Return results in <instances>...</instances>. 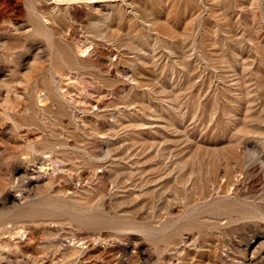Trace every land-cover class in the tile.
<instances>
[{"label": "rangeland", "instance_id": "obj_1", "mask_svg": "<svg viewBox=\"0 0 264 264\" xmlns=\"http://www.w3.org/2000/svg\"><path fill=\"white\" fill-rule=\"evenodd\" d=\"M209 260L264 264V0H0V264Z\"/></svg>", "mask_w": 264, "mask_h": 264}, {"label": "bare ground", "instance_id": "obj_2", "mask_svg": "<svg viewBox=\"0 0 264 264\" xmlns=\"http://www.w3.org/2000/svg\"><path fill=\"white\" fill-rule=\"evenodd\" d=\"M70 242V241H69ZM68 244V243H67ZM87 245H86V247L87 248H89V251L91 250V248H92V245H91V243H88V241H87V243H86ZM94 245V244H93ZM100 250V249H99ZM94 251V250H93ZM100 252H103L102 250L100 251ZM89 254V253H88ZM105 254V253H104ZM108 255V254H107ZM214 258V257H213ZM211 262H213V260H209L207 263H205V264H211ZM215 264V263H214Z\"/></svg>", "mask_w": 264, "mask_h": 264}]
</instances>
